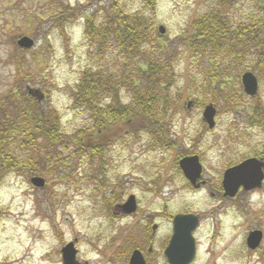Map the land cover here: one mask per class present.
Instances as JSON below:
<instances>
[{
    "label": "rangeland",
    "instance_id": "rangeland-1",
    "mask_svg": "<svg viewBox=\"0 0 264 264\" xmlns=\"http://www.w3.org/2000/svg\"><path fill=\"white\" fill-rule=\"evenodd\" d=\"M49 1L0 0V126L3 109H14L10 92L20 85L21 91H39L35 97L46 110L60 115L62 131L72 135L92 124L90 115L75 109L71 98V90L82 74L101 70L131 77L139 62L125 64L114 48L102 53L90 47L83 19L69 26L65 37L51 33L49 51L42 50L47 24L39 23L38 17L55 3ZM60 1L85 7L86 14L118 2L128 14L140 15L152 23L150 35L158 44L167 45L165 53L175 71L170 94L180 103L181 112L174 119L170 135L172 143L178 144L159 148L150 135L143 133L112 145L102 162L83 157L70 167L61 168L57 175L48 170L51 177L43 165L38 167V175L28 171L6 175L0 187V264H62V249L74 241L82 264H126L116 253L128 237L132 239L135 224L143 218L151 217L161 227L156 246L160 249L171 232L163 212L173 216L187 212L200 217L194 264H264V240L258 252H251L246 246L251 231L264 234V186L225 202L218 195L211 197V189H188L174 166L179 153H200L205 166L203 178L212 185L228 165L240 163L253 149L264 147V131L249 124L253 98L243 95L244 107L230 113L220 102L213 130H204L205 106H201L209 99L203 95V82L210 63L212 68L220 63L230 85L238 89L241 75L246 70L254 73L259 81L258 102L264 106V62L258 67L257 59L250 53L217 62L189 53L182 37L190 32L194 20L220 10L215 0H159L154 13L139 0ZM259 10L255 0H239L219 12L234 25H247L259 17ZM102 16L100 12L99 20ZM161 26L165 28L164 35L159 33ZM38 27L35 36L20 33L23 28L35 31ZM25 37L33 41L31 48L18 45ZM35 58L40 65H36ZM19 66L24 72L19 73ZM28 68L34 71V79L28 78L25 83ZM125 86L120 98L123 105H128L131 98ZM189 102L193 103L191 109L187 108ZM18 153L24 160L29 158L28 150ZM33 177L44 179L45 187L35 188ZM131 195L136 197L142 216L114 217L115 205ZM114 196L117 200L108 205L107 199ZM156 264L164 263L160 258Z\"/></svg>",
    "mask_w": 264,
    "mask_h": 264
},
{
    "label": "trees",
    "instance_id": "trees-1",
    "mask_svg": "<svg viewBox=\"0 0 264 264\" xmlns=\"http://www.w3.org/2000/svg\"><path fill=\"white\" fill-rule=\"evenodd\" d=\"M139 1L154 13L159 0ZM215 1L220 10H225L239 0ZM255 1L260 8V15L247 25H234L216 9L197 18L190 32L182 37L184 46L193 57H206L212 62L250 53L257 59L259 67L264 62V0ZM84 9L83 6L73 7L55 0L48 12L38 17L39 23L47 24L42 50L49 51L48 38L51 33L58 32L65 37L68 27L83 19L85 37L90 47L102 53L114 48L125 64L139 63L131 72V77L101 70L82 74L79 83L71 90V98L75 109L90 115L92 124L72 135L62 131L60 115L53 110H46L28 89L21 91L20 85L12 88L9 98L14 109H3L0 126V187L6 175L27 171L38 175V167L42 165L50 176L48 170L57 175L61 168L70 167L83 157L102 162L104 153L112 145L123 143L128 137L138 134L150 135L154 146L159 148L178 144V141L172 143L170 135L174 119L181 112L180 103L170 94L175 71L170 64V57L165 53L167 45L158 44L150 35L152 23L140 15L128 14L118 2L101 7L94 14H86ZM100 12L104 15L101 20ZM33 28H23L20 33L35 36L39 27L35 31ZM37 61L38 58H35L34 62ZM209 65L203 82V95L209 99L202 102L201 106L211 103L218 107L221 102L228 113L232 109L244 107L242 85L239 89L231 86L227 71L221 69L223 66L220 63L215 68H212L211 63ZM30 69L25 71V83L28 78L34 79V71ZM20 72L24 71L19 66ZM123 85H126L124 89L131 98L128 105L121 103ZM253 99L248 116L253 122L252 126L264 130V106L258 102V95ZM107 100L110 102L106 103ZM23 150L29 151L27 160L18 153ZM192 154L191 151L179 153L174 166L178 168L179 159ZM116 200L117 197L107 199V204L111 205ZM133 248V241L128 237L116 255L120 259H128Z\"/></svg>",
    "mask_w": 264,
    "mask_h": 264
},
{
    "label": "water",
    "instance_id": "water-1",
    "mask_svg": "<svg viewBox=\"0 0 264 264\" xmlns=\"http://www.w3.org/2000/svg\"><path fill=\"white\" fill-rule=\"evenodd\" d=\"M160 34H165V28H159ZM22 48H31L33 41L29 38H23L18 42ZM242 85L244 92L249 97H255L258 93V80L251 72L242 76ZM192 103H189V107ZM217 111L213 105L205 108L203 120L209 129L216 126L215 117ZM180 168L185 178L192 184H196L201 178L202 167L199 158L189 157L180 161ZM264 164L257 159H249L242 164L227 170L224 174L223 188L225 196L235 198L240 189L245 191L260 190L264 182ZM31 183L36 188H43L45 180L39 177L31 179ZM124 209L126 214H132L136 210V198L129 197L128 201L119 206ZM198 218L193 215H179L173 222V235L170 243L165 251V257L169 264H192L196 258V242L193 233L198 227ZM263 241L262 231H253L248 235L247 247L251 251H256ZM78 251L74 243L68 244L62 250L63 264H80L77 261ZM129 264H146L144 258L139 251H135L130 259Z\"/></svg>",
    "mask_w": 264,
    "mask_h": 264
},
{
    "label": "flooded vegetation",
    "instance_id": "flooded-vegetation-1",
    "mask_svg": "<svg viewBox=\"0 0 264 264\" xmlns=\"http://www.w3.org/2000/svg\"><path fill=\"white\" fill-rule=\"evenodd\" d=\"M249 124L251 126L253 125V123H249ZM254 127H257V126H254ZM257 128L261 129L259 127H257ZM197 155L200 158V162H201V165L203 167V175H204L205 174L204 159L200 153ZM190 156H193V155H190ZM251 158H256L257 160L264 163V147L260 150L253 149L250 156L248 158L244 159L243 161H245L247 159H251ZM243 161H241V162H243ZM240 163L228 165V167L224 168V172L221 174V176L223 177L224 173L228 169L235 167ZM263 171H264V167H263ZM218 182H219L218 186H212L210 184L209 180L201 179L196 186H194V187L189 186V188L191 190H201V189L210 190L211 189V190H213V192L211 193V197L214 198L218 195V197L221 198V201H225V202L226 201H232L233 202L234 200H236V199H229L225 196V193H224V190L222 187L221 177L218 179ZM251 192H244V193H251ZM124 203L125 202L115 205L114 210L112 212L114 217L127 218V217L142 216L141 207L139 206L138 202H137V208L133 214H126L124 212L123 208L118 207L120 205H123ZM178 214L187 215V214H191V213L184 212V213H178ZM162 216L165 218L167 223L170 224L171 232H170V234L166 235V237L163 239L162 244L160 245V249L156 248V246L158 243V233H159L161 227L155 223L153 218H151V217H147L145 219L143 218V221H138V223L135 224V231H134V234L132 236L134 248L132 249L131 255L127 261L128 264H129V261H130L132 254L135 251L141 252L146 264H156V262L159 263L160 258L163 260L164 264H168V261L165 258V251H166V249L169 245L170 239L173 235V220H174V217L176 215L173 216V215H170L168 212H163ZM199 221H200V219H199ZM200 223H201V221H200ZM127 262L125 261L126 264H127Z\"/></svg>",
    "mask_w": 264,
    "mask_h": 264
}]
</instances>
